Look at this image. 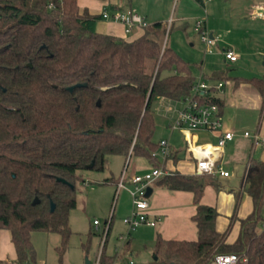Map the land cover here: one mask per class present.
Masks as SVG:
<instances>
[{"label": "trees", "instance_id": "trees-1", "mask_svg": "<svg viewBox=\"0 0 264 264\" xmlns=\"http://www.w3.org/2000/svg\"><path fill=\"white\" fill-rule=\"evenodd\" d=\"M101 19L81 10L78 0H0V235L9 232L16 254L0 264H37L34 232L59 234L63 258L78 186L85 183L82 173L105 172L113 156L159 166L153 103L156 98L181 102L192 92L197 77L166 43L167 25L149 24L128 41L97 32ZM249 82L261 94L264 110V77ZM169 159L177 163L178 152ZM155 186L194 194L198 238L166 240L159 234L154 264H210L219 254L264 264V227L258 230L264 223V161L247 163L225 231L217 228L218 210L201 204L207 187L222 189L218 175L176 170ZM243 193L251 197L253 211L238 218ZM36 198L40 203L33 205ZM237 221L239 233L231 242ZM129 250L130 240L121 258ZM103 262L113 264L115 257L104 253Z\"/></svg>", "mask_w": 264, "mask_h": 264}, {"label": "crops", "instance_id": "crops-1", "mask_svg": "<svg viewBox=\"0 0 264 264\" xmlns=\"http://www.w3.org/2000/svg\"><path fill=\"white\" fill-rule=\"evenodd\" d=\"M175 1L177 0H132L130 4L128 0H78V4L81 10H87L92 16H102L104 11L111 13L116 9L131 7L143 16L150 25L157 22L168 25L171 22L173 27L177 26L183 31H187L190 26L196 31V21L206 18V29L212 38L215 39L219 49L212 56L213 58L210 60L212 63L204 61L201 74H204L207 81L212 85H216L222 81L225 83L223 91L216 92L215 96L221 102L220 109L224 130L233 132L235 137L224 147H220L218 146L219 136L217 134L206 131H198L195 133L188 131L184 134L180 132L188 142V148L186 150L178 151L172 146L171 141L168 140L172 152H178L179 161L175 163L171 159L166 161L164 159H158V163L160 167H163L169 173L178 170L184 174H195L197 170V153L195 149L199 148V152L209 151L213 154L217 166L229 171L230 176L222 177L218 175L222 189L216 190L211 186L207 187L203 194L201 204L215 207L218 210L217 228L219 231H225L235 211V194L241 188L238 190L234 189V186L240 180V175L236 176L235 165L246 162V169V165L251 158L264 161L263 99L257 88L249 82L252 78L264 77V19L254 17L255 11H264V0H245V3L235 4L236 12L232 17L234 21L238 22L237 24L239 26L237 28L234 27L232 21L230 23L227 21L226 9H228V6L231 5L233 0H213L208 2L205 7L206 9L201 6V1L199 0H186V6L191 9L189 11L183 9L176 15H173L172 7ZM179 1H181V6H183L185 0ZM161 4L162 7L165 4V11L163 13H161ZM243 20L246 26H242ZM100 21H103V23L100 24L97 22L95 26L97 32L102 33L98 29L108 31L103 34L113 35L128 41L137 39L144 32V30L137 32L136 37L129 40L127 39V34L122 24L104 19ZM243 27L244 29H242ZM246 39H254L256 44H259V47L253 50L248 45H244ZM225 52H234L240 57L236 61L227 60ZM230 62H234L238 69L230 67ZM199 68L201 69V66ZM242 68H247V72H250L252 75H246L247 73L243 74L241 71ZM204 70H208L209 73ZM221 72L226 73V79L219 80L216 78L217 74ZM157 99L161 100L163 104L167 103V108L172 106V102H176L166 98ZM173 114L174 119L176 110ZM256 118H259L256 130L251 132L248 128L254 127ZM174 131L172 130V132ZM246 132L251 133V137H245L244 134ZM256 137H259L261 140L259 145H255ZM121 158L124 159L123 157ZM153 167L156 166L148 160L137 158L133 165L132 173L129 176L147 173ZM113 176L111 179L117 180L121 175L118 177ZM88 183L85 181L84 185H88ZM150 188L153 189V193L148 199L150 204L148 214L149 219L155 220L157 225L155 227L141 225L134 233H131L129 254L125 255L124 258H121L124 251L120 253L119 257H116L115 254H107L105 250L107 256L115 257L113 264L126 262V260L128 263L129 259H133L132 257L135 258V255L138 256V251L132 249L135 243L142 244L144 250L153 252L152 248L159 234L166 240L196 241L198 238L197 225L192 219L197 210L194 202V194L186 191H170L156 187L155 183ZM130 209V206L124 208V214H127ZM252 211V199L248 194L243 193L241 195L238 218H246ZM114 219L112 221L111 231L115 224ZM239 228L240 224L237 221L233 227L229 241L233 242L237 238ZM5 231H2L0 235V259L13 261L16 259L15 249L11 242L10 234L6 240L3 239V233ZM6 247L8 248L7 251L5 250ZM136 262L138 263L137 260Z\"/></svg>", "mask_w": 264, "mask_h": 264}, {"label": "rangeland", "instance_id": "rangeland-1", "mask_svg": "<svg viewBox=\"0 0 264 264\" xmlns=\"http://www.w3.org/2000/svg\"><path fill=\"white\" fill-rule=\"evenodd\" d=\"M186 2L187 1L185 0L183 6H181V1H175L172 7V14L176 15L178 12H180V10L182 11L183 9H187L189 11L191 8L186 6ZM245 2V0H233L231 5L228 6V9H226L228 19L227 21L229 23L232 21L234 27L236 28L239 26L237 24L238 22L234 21L232 17L236 12L235 4H242ZM164 11L165 4L162 7L161 13ZM98 23L101 24L103 21H98ZM243 25L246 26L244 20L242 21V26ZM168 26L169 23L167 25V29L169 28ZM244 27L242 29H244ZM98 30L102 33L108 32L101 29ZM142 30L143 29H135L132 33L127 34V39H133L136 37L137 32ZM166 43L172 47L183 59L190 63L192 72L197 78L202 75L201 71L204 61L212 63L210 60L219 49L215 41L213 45V52L211 54H207L205 52V45L202 43L199 33L195 31L192 26H190L187 31H183L177 26L173 27L172 29L170 28L166 37ZM244 45H248L253 50L259 47V44L257 45L254 39H246ZM235 65L236 64L234 62H230L229 64L230 67H235V69H238ZM199 66H201V69ZM204 71L209 73L208 70ZM241 71L243 74L247 73L246 75H252L250 72H247V68H242ZM164 75H166V73ZM166 105L167 103L163 104V102L157 98L153 103V111L156 120L154 141L156 143H161L162 141L170 140L172 146H174L178 151L186 150L188 148L187 140L183 138L178 129H175L174 132H172L170 129V124L172 123L174 116L173 112H175V110L181 109L183 104L180 102H172V106L170 108H167ZM258 121L259 118H256L254 127L248 128L251 132L256 130ZM193 132L195 133L198 131ZM157 158L159 160L164 159L162 153L160 152L157 153ZM130 159L131 161L129 162L128 160L126 161L119 156H113L109 159V167L105 172L84 171L82 173L83 180L89 183L88 185L82 184L78 186L77 207L71 212L70 216V228L72 234L69 239L66 253L63 258L60 257L58 248L62 246V238L59 234L49 232H34L32 234V243L36 251L37 264H86L87 259L90 261V264H94L99 253L102 232L106 226L105 221L109 220L113 215L115 216V224L113 225L112 231L109 234L107 248L105 250L107 254H115V246L120 245L119 237L121 233L123 232V234H126L127 232V226L124 223V219L130 216L132 212V199L130 197L129 190L133 188V185L127 182V189H123L117 193L116 184L108 182L105 183V181L111 179L112 175L115 177L120 176L125 170L127 171L128 176L131 175L133 165L135 164L137 158L131 157ZM245 163L235 165L236 176L240 175L239 183L234 186V189L236 190H238L242 185ZM128 206H130L131 209L127 214H124V208H128ZM262 215L264 218V207L262 209ZM95 221H98L100 224L98 229L94 225ZM263 227L264 223L261 222L258 226V230L261 231ZM137 229L138 228L134 229L131 233H134ZM91 231L95 232V235L90 236ZM7 237H9V232L5 231L3 233V239L6 240ZM7 249L8 248L6 247L5 250L7 251ZM132 249L138 251V256L135 255V258L132 257L133 259H136L138 263L154 264V262H156V257L153 255V252L144 250L142 244L135 243ZM126 263L127 260L126 262L117 264Z\"/></svg>", "mask_w": 264, "mask_h": 264}, {"label": "built area", "instance_id": "built-area-1", "mask_svg": "<svg viewBox=\"0 0 264 264\" xmlns=\"http://www.w3.org/2000/svg\"><path fill=\"white\" fill-rule=\"evenodd\" d=\"M213 0H201V6L206 7L208 2ZM206 9V8H205ZM255 18L264 19V11L257 10L254 12ZM104 20L120 23L125 28V33L130 34L135 29H145L149 24L145 18L137 13L131 7L116 9L114 12L104 11L102 14ZM169 23V28L171 27ZM196 31L200 35L202 43L205 45V52L211 54L213 52V45L215 39L212 38L206 29V18L197 20L195 23ZM168 35V33H167ZM227 60L236 61L239 55L234 52H225ZM225 83L218 82L216 85L210 84L202 74L196 79L191 94L180 103L183 104L181 109L176 110V115L170 125L172 130L178 129L182 134L188 131H206L217 134L219 136L218 146L224 147L228 142L232 141L235 134L231 131L224 130V123L221 115V109L215 96L216 92L223 91ZM245 137H251V133L246 132ZM261 142L259 137L255 138V145ZM195 149L197 153V174H216L222 177H229L230 172L217 166V162L213 154L209 151H200ZM160 153H162L164 160H168L171 156L172 150L169 141H162L160 143ZM158 152V153H159ZM157 156V154L155 153ZM169 172L163 167H153L149 172L144 174H135L128 176L125 170L119 177L117 182V193L123 189H127L126 183L129 182L133 188L129 190L132 199V212L130 216L124 219V223L128 228L126 234H121L119 237L120 245L115 249V256L119 257L125 249L127 242L130 240L131 232L141 225H148L155 227L157 222L149 219L148 210L150 208L149 200L146 197L148 188L163 176L168 175ZM113 217V216H112ZM112 217L107 221L106 226L102 232V240L100 243L99 253L94 264H107L103 262L105 248L108 242L109 231L112 225ZM94 225L99 228V222L95 221ZM127 264H138L134 259H129ZM210 264H247L246 256H239L235 254H219L214 256Z\"/></svg>", "mask_w": 264, "mask_h": 264}, {"label": "water", "instance_id": "water-1", "mask_svg": "<svg viewBox=\"0 0 264 264\" xmlns=\"http://www.w3.org/2000/svg\"><path fill=\"white\" fill-rule=\"evenodd\" d=\"M78 86H81V85H78ZM73 89H74V88H70V91H73ZM93 166H94V165L91 164V165L89 166V169L93 168ZM152 193H153V189H152V188H148V191H147V195H146V197L149 199V198L151 197ZM39 203H40V200H39L38 198H36V199L34 200V202H33V205H37V204H39ZM54 209H55V204H52V206H51V211H54ZM155 260H157V257L155 258ZM86 264H90V262H89L88 259H87Z\"/></svg>", "mask_w": 264, "mask_h": 264}]
</instances>
